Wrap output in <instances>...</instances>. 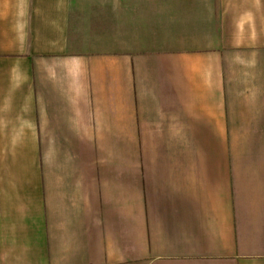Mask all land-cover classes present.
<instances>
[{"label": "crops", "instance_id": "0c3cea01", "mask_svg": "<svg viewBox=\"0 0 264 264\" xmlns=\"http://www.w3.org/2000/svg\"><path fill=\"white\" fill-rule=\"evenodd\" d=\"M122 1L0 0V264H264V0Z\"/></svg>", "mask_w": 264, "mask_h": 264}, {"label": "rangeland", "instance_id": "374dc122", "mask_svg": "<svg viewBox=\"0 0 264 264\" xmlns=\"http://www.w3.org/2000/svg\"><path fill=\"white\" fill-rule=\"evenodd\" d=\"M75 5L88 26L94 28L95 33L103 37L114 31L115 35L121 34L122 20L128 9L127 6L130 5L133 9L134 6L138 7L141 4L124 3L122 0H76Z\"/></svg>", "mask_w": 264, "mask_h": 264}]
</instances>
